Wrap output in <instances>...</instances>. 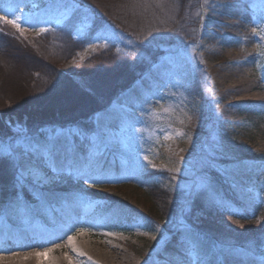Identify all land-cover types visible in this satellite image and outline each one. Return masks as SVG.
Wrapping results in <instances>:
<instances>
[{
  "label": "rangeland",
  "instance_id": "1",
  "mask_svg": "<svg viewBox=\"0 0 264 264\" xmlns=\"http://www.w3.org/2000/svg\"><path fill=\"white\" fill-rule=\"evenodd\" d=\"M78 2L79 7L72 14L80 16L81 20L70 27L74 39L87 34L89 27L81 31L80 25L85 13L91 16L87 2ZM8 3L9 0H4L0 7H7ZM12 6L17 9L16 15H32L40 21H48L32 25L22 21L24 35L31 37L45 35L52 40L61 39L63 27L72 15L64 17V9L70 5L59 0H14ZM131 6L133 13L120 18L127 21L128 30L109 28L120 39L96 40L97 33L105 28L97 29L81 50L57 63L63 73L75 77L79 65L102 50L120 53L127 48L136 51L135 47L141 42L147 48L159 51L156 59L138 72L139 77L129 87L118 93L108 107L97 112L106 116L127 106L124 115L129 127L123 134L125 142L117 141L107 156L99 159L104 161V168L119 167L130 173L95 186L62 175L58 183L41 191L67 187L81 196L79 209L70 214L66 207L62 208L61 199L49 203L42 215L30 224L10 217H6L3 224L64 226L61 235L67 239L72 237L71 240L74 235L69 233L70 229H84L80 231L78 242L87 240L90 247H99L100 250L95 251L102 252L111 245L132 264H143V261L144 264H196L197 260L204 259L208 264H221L222 260L225 264H250L239 261L238 257L251 258L259 264L264 258V239L260 248H250L242 241L245 237H226L219 229L243 232L252 240L249 233L258 225L264 234V215L252 220L256 214L252 203L264 207V0H131ZM57 20L61 23L57 24ZM0 28H3L2 32L9 28L17 31L11 25L0 24ZM153 36L158 38L153 39ZM142 53L148 58L147 51ZM15 71L7 72L11 75L5 76L6 82L2 81L8 99L0 100V110L6 112L13 110L16 104L30 100L40 103L42 100L23 86L30 81L14 77ZM156 86H159L156 97L144 105L143 111L133 106L142 101L148 91H156ZM46 104L45 111L62 107L60 103L54 107ZM90 126L91 130L93 123ZM113 129L119 132V125L114 124ZM213 134L217 137L216 142L211 140ZM210 150L214 155L209 154ZM145 156L147 160L143 159ZM181 157L186 158L184 164L180 163ZM202 159H208L226 171L221 174L213 168L201 170L199 162ZM188 162L192 163L191 176L184 171L189 168ZM5 163L12 166V162L4 158L0 160V167ZM152 164L156 167L152 168ZM137 166L143 168V173H154L150 182L160 187L171 203L172 214L154 220L123 205L125 210L115 217L120 223L118 229H102L103 223L94 214L106 199L95 195L115 197L139 212L149 207L150 211L159 209L142 185V177L138 179L131 175V170ZM175 167H181L182 171H171ZM203 173L211 176L214 185L231 183L233 199L227 207L232 211L221 210L219 215L215 212L201 214L188 203L191 198L183 186ZM6 195L0 204L7 205L9 198ZM28 202L37 203L32 196ZM209 214L213 215L208 217ZM200 215L210 224V229L205 231L207 237L204 236L206 233L199 237L208 243V251L194 248L180 232L185 225L195 230ZM147 225L154 234L146 230ZM193 252L195 258L190 255ZM57 255L58 251L50 256L56 258Z\"/></svg>",
  "mask_w": 264,
  "mask_h": 264
},
{
  "label": "trees",
  "instance_id": "2",
  "mask_svg": "<svg viewBox=\"0 0 264 264\" xmlns=\"http://www.w3.org/2000/svg\"><path fill=\"white\" fill-rule=\"evenodd\" d=\"M84 1L89 5L91 16L94 19L91 22L87 34L80 39H74L71 36L70 27H72L76 21L81 20L80 16H75V14H72L64 25L60 37L61 39L59 40H52L45 35L46 38L42 35L34 37L24 34L20 35L18 31L10 28L6 32H0V74L2 75L0 80V100L3 98L6 100L8 99L5 93L6 89L2 84L7 81L5 76L11 75V73L7 72L12 70H16L15 72L17 73L14 77H20V79L30 81L29 84L24 83L23 86L29 88V91L34 93L32 95H36V97L42 99L39 100L40 103L30 100L27 103L22 102L20 105L16 104V107L10 112L1 109L0 139L14 140L21 137L23 133L15 129H24L28 134H33L40 127L68 126L75 124L90 130V125L93 123L95 117L94 115L103 108L108 107L118 93L122 92L124 88L129 87L130 84L139 77L140 74H138V72L146 67L149 62L156 59L159 51L151 47L147 48L141 42H138V45L135 47L136 51L128 50L127 48L120 53L102 50L88 57L79 65V72L75 77L63 73L57 67L59 60L68 57L73 52L75 53L81 50L92 33L97 29L112 28L116 30H128L127 21L120 18L130 16V13H133L131 12V0H102V2H100V0ZM141 47L142 49L140 50ZM140 51H147L149 54L148 58H144V56L142 58L133 57L134 52ZM3 80L4 82L2 83ZM84 83L87 85V90L80 86ZM31 88L34 89V92L31 91ZM61 99L68 101L66 104H63L65 101H61ZM47 102L51 107L59 103V106L62 107L45 111L44 107L48 105L46 104ZM13 118L15 120H13ZM105 170L113 177L130 173L124 168H120L119 170V167L105 168ZM0 172V181L5 177L0 184V201L2 202L7 192L9 193L6 196L10 199L16 195V191L13 188L14 169L12 166L10 167V165L5 163L0 167ZM153 174L152 171L143 173L141 182H143L142 185H144L146 192L150 193L151 198L157 203L159 209L155 208L153 210L152 208V211H150L149 209H151V207H149V209H141L139 212V210L134 208L131 204L128 205L123 201L120 202L115 197L108 198L103 195H95V197L106 199L98 206L94 214L95 217H98L100 222L103 223L102 229H118L117 225H120V223H118L119 221H117L115 217L121 215L120 212L124 209L123 205L134 209L137 214H143L145 217L154 220H162L172 214L173 208L171 207V203H168L160 187L150 182ZM215 188L218 195L222 197L225 205L228 206L233 199L231 183H217ZM43 192L57 194L49 203L61 200L59 194L75 195L73 191L67 187L46 188ZM24 195L27 200L31 197L27 191H25ZM69 199H71V196H69ZM202 200L203 193L191 203L195 211L200 210L201 214H206L205 212H215L219 215L221 210H217L215 205L205 207ZM252 206L256 211L252 220H255L257 216L264 215V207L261 204L252 203ZM200 212H198V214ZM211 215L209 214L207 216L210 217ZM262 219L264 220V217ZM147 226L146 230L154 234L150 225ZM194 226L195 230L191 229V232L183 228L180 231L181 235L189 241L190 245L194 248L198 247L208 251V243L199 237L201 234L204 235L208 228L210 229L209 222H207L205 217L200 215L197 226ZM218 226L221 227L219 224ZM219 230L222 231L226 237H245L246 239L243 238L244 240L242 241L247 243L250 248H260L264 239L263 228H260L258 225L252 228L251 233H249L253 236L252 240L247 239V236L243 234V232L230 229L225 230L222 229V227ZM204 236L207 237V233ZM145 257L146 254L143 255V258Z\"/></svg>",
  "mask_w": 264,
  "mask_h": 264
},
{
  "label": "snow or ice",
  "instance_id": "3",
  "mask_svg": "<svg viewBox=\"0 0 264 264\" xmlns=\"http://www.w3.org/2000/svg\"><path fill=\"white\" fill-rule=\"evenodd\" d=\"M4 0H0L3 3ZM14 0H9L7 7H0V24L11 25L15 28L20 35L24 34L25 29L22 27L21 22L32 25L40 22L36 17L32 15L20 16L16 15L17 9L12 6ZM60 3H67L70 7L64 9V17H69L73 11L79 7L78 0H59ZM3 13H7L4 15ZM12 17L11 19L9 17ZM94 18L85 13L83 23L80 25V30L90 27ZM57 24L61 23V20L56 21ZM3 28H0V32ZM47 31V29H42ZM159 31V30H157ZM256 33L257 30L253 29ZM158 37L153 36V39ZM96 40H113L120 39V37L113 33L111 29L105 28L97 33ZM151 41H149L150 43ZM134 58H142V52H134ZM170 59V58H167ZM154 67H159L155 65ZM87 90L86 83L80 85ZM156 91H148L143 100L136 102L133 106L144 110V105L153 100L159 90V86H156ZM127 112V106L125 105L119 111L113 110L106 116H101L97 113L93 120V128L91 130L85 129L80 125H68V126H49L40 127L33 134H28L24 129H15L20 131L23 135L17 140H3L0 139V160L7 158L12 162L14 169V182L13 188L16 191V195L9 199L7 205L0 204V226L3 225L5 218H20L25 224H30L34 220L38 219L42 215V210L48 207L49 201L57 196L55 193L43 192L42 188L54 183H58L62 175H68L73 177L76 181H83L85 184L91 182L92 186L97 183L111 182L116 179L110 175L104 168V161L99 157L107 156L112 147L120 141L125 142L124 133L127 132L129 122L126 119L124 113ZM191 119V117H189ZM119 125V132L114 131L113 125ZM183 135V133H178ZM168 136H165L167 139ZM211 140L216 142L217 137L215 134L211 136ZM215 147H219L216 143ZM210 155H214V152L210 150ZM147 160L148 157L143 158ZM186 158L181 157L180 163L184 164ZM189 163V168L185 169V174L192 175V163ZM200 168H213L223 174L226 169L218 166L214 162L208 159H202L200 162ZM152 168L156 165L152 164ZM171 171L180 173L181 167H175ZM131 175L134 178H141L143 175V168L137 166L131 170ZM175 179V177H173ZM183 190L187 191L188 196L191 198L188 203H192L195 199L203 193V200L205 207L216 206L217 210H229L222 197L218 195L214 182L211 176L207 173H203L194 181L183 186ZM25 191L37 201L36 204H31L25 198ZM62 199L64 207L70 212L79 209L82 205V198L79 194H59ZM71 196V199H69ZM190 211V208L188 209ZM240 214V213H234ZM238 223V221H237ZM185 228L191 232L190 227L185 225ZM84 229H79L83 231ZM72 237H69L71 241ZM75 251V249H74ZM38 255L46 256L47 253H39ZM195 258V252L190 254ZM69 264H71V258H69ZM196 264H208L206 259L197 260ZM259 264H264V258H261Z\"/></svg>",
  "mask_w": 264,
  "mask_h": 264
},
{
  "label": "bare ground",
  "instance_id": "4",
  "mask_svg": "<svg viewBox=\"0 0 264 264\" xmlns=\"http://www.w3.org/2000/svg\"><path fill=\"white\" fill-rule=\"evenodd\" d=\"M62 208L65 209L64 206ZM64 229V226L47 227L38 223L28 227L3 224L0 226V264H69V258L71 264L77 262L78 264H132L129 258L125 259V255L111 245L106 246V251L102 252L95 251L100 250L99 247H90L87 240L78 242L80 228L69 230V233L74 235L71 241L61 235ZM56 251H58L57 257L52 258L50 255ZM39 253H47V255H38ZM238 260L244 263H256L246 257H238ZM142 263L144 264V261ZM220 263L225 264V261L222 260Z\"/></svg>",
  "mask_w": 264,
  "mask_h": 264
}]
</instances>
